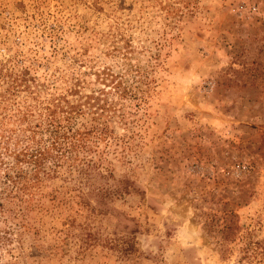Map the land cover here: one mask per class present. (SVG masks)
Masks as SVG:
<instances>
[{"label": "rangeland", "instance_id": "1", "mask_svg": "<svg viewBox=\"0 0 264 264\" xmlns=\"http://www.w3.org/2000/svg\"><path fill=\"white\" fill-rule=\"evenodd\" d=\"M105 69L128 125L87 182L31 187L0 264H264V0H0V77L26 80L0 79V134Z\"/></svg>", "mask_w": 264, "mask_h": 264}, {"label": "trees", "instance_id": "2", "mask_svg": "<svg viewBox=\"0 0 264 264\" xmlns=\"http://www.w3.org/2000/svg\"><path fill=\"white\" fill-rule=\"evenodd\" d=\"M1 75L3 83L14 87L11 92L26 81ZM99 78L110 88L84 93L76 102L64 98V105L48 107L47 118L40 115L37 122L28 121L32 113L26 112L23 124L0 134V259L15 230L8 222L24 214L22 206L32 199L31 187L62 174L80 184L87 182L102 165V157L96 154L100 143L114 134L113 122L128 125L122 102L130 91L128 76L105 69Z\"/></svg>", "mask_w": 264, "mask_h": 264}]
</instances>
